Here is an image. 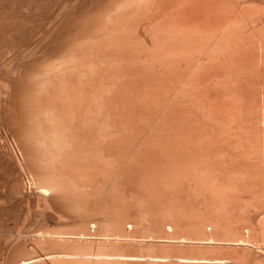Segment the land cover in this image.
Masks as SVG:
<instances>
[{"label":"bare ground","instance_id":"obj_1","mask_svg":"<svg viewBox=\"0 0 264 264\" xmlns=\"http://www.w3.org/2000/svg\"><path fill=\"white\" fill-rule=\"evenodd\" d=\"M75 2H74V4H75ZM66 4H67V2H66ZM258 5L259 6L261 5L262 8H260ZM97 6H96L97 7L96 9H92V10H94L93 12L90 11L91 13L89 15L84 14L85 16H81V18L77 17L76 19H75L76 16L74 18H73V16L72 17L70 16L71 18L69 17L66 20L67 22L65 23V25L63 24L64 25V28H62L63 31H61L62 30L61 28H60L61 30H59L60 31L59 34L61 32H63V34H64V35L60 34V36L62 35L61 37L63 38L62 39L63 41L62 42H61V40L59 41L58 37H60V36L57 35L58 36L57 37L58 42H61V43L57 44L58 42L55 39L56 37H54V36H56V34L54 33L55 35L53 34L51 39H55V42H57V43L56 44H55V42L53 43V40H52V43L55 44L53 46L54 48L52 50L49 49L50 52H48V55L46 57L41 56V57H43V58H41L43 60L40 59L41 62L40 63L37 62L39 65H37V63L33 61L34 63H36V66L30 64V66H35L32 69H29L30 66H28V68L25 67L24 71L22 70V72L18 73L20 75L19 77H18V75H16L17 74L16 72L18 71V69L15 72L13 71L14 74L12 72V74H13L12 78L14 80L15 79L17 80L15 82L11 78L12 82H14V83H12L11 80H10V83L8 80H5V82L7 81V85L10 84V85H8L9 86L8 90L12 91V93L9 92L12 96H10L7 93L9 95L8 99L11 97V99L7 100L9 102L6 105V106H8L9 111H8V109L5 108L6 107L5 104H1L2 103L1 101H3V99H4V96H3L4 90L2 92L0 91L2 93L0 95L3 96V99L0 100V105L4 106V107L0 106V108H4L7 110V112H9L8 120L11 121L8 123L11 125V128L9 129V131L11 130V132L9 134H12L11 137L13 136L15 142L17 143V145L19 147L18 149H20V151H21V156L23 157V163L26 166V168H24V169H26V172L28 169L29 170L28 174L29 173H30V175L32 174V176L34 177V180L32 179L33 183L38 189V190L35 189L36 187L34 188L36 190V192L34 191L36 193L35 199H34L36 206L41 209V212L51 210V209L54 210L55 208L59 209V207H61V206H63V208H65L64 206L65 205L67 206V204L69 203V202L67 204L63 203L62 198L65 196L67 199L68 198L71 199L70 206H72V207H70L68 205L70 207V208H68V210L69 209L73 210V207H76L75 205H77V204H80V206H81L80 209H82L83 207H85L84 209H86V206H87L90 198L92 197V199H93V197L95 196L94 194H96V196H98L97 193L102 192L101 190L103 188L105 190V187H103V186H105L104 184H106V186H109L108 191L115 192L113 194H116V192L119 190H121V192L122 191L125 192V194L127 193L128 195L134 194V193H131L130 191H129L130 193L128 191H125L124 187H123V189L121 188L118 190V188L122 185V184L121 185H118V184L120 182H123V181H124V183H126V180L131 178L130 176H132V178L134 179L133 176L138 175L136 181L139 179H141V180L143 179V181L147 184V185L144 184V188L146 185V189L143 190L144 189V188H142L143 185L139 180L140 183L139 182L138 183L140 185H137L135 187L136 188L141 187L140 190L142 189L143 191L148 192L147 191V187L149 186L148 183H151L152 185H150V188L152 186H154V189L156 188L155 190H160L159 186L163 187L162 189L164 191L166 190L167 192H168V189H165V187L166 188L170 187L169 188L170 192L173 190L171 194L170 193L167 194V196L170 195L168 197V199L166 198L165 201H164V199L161 200L162 203L164 201L165 205L169 206L170 210H173L170 212V210L168 209L169 211L165 210V212L167 211V212H170L172 214L173 213L176 214V216H174V214L173 215L171 214L172 217L169 219V221L171 223H167V224H170L168 226V228L169 227L175 228L177 226V228H175V229L172 228V230H173L172 235L169 232L170 237L175 236L176 232H177L176 234H178V232H179V234L182 235V237H183V235H186L184 237H189L188 233L187 234H185V233L188 231L189 234L191 235V233L189 231L191 229L187 230L184 228L185 232L184 233L181 232V231H183V228H181V226L178 225V223L175 222V220L178 219L179 222L180 221H182V222L186 221L187 222V219H189V218L186 219L184 217H189L191 214L193 215V217H194V215H196V212L194 214V211H195L194 200L196 199L195 197H197V200L199 199V201H196L197 204L199 206L202 205V209H199V207H197V216H195L196 220H197V224L195 225V227L193 226V228L195 229L196 234L193 233L194 232L193 228H192L193 232L191 230L192 234L193 235L195 234V238L198 239L197 246L200 247V249H197V256H196L197 261L192 260V261H189L187 263L184 261H182L181 263L180 262H165V264H229V262L231 260L227 263V257L221 256L220 253L218 254V250L214 249V248L219 249V246L222 243H224L225 246H226V243H227V245L230 243V247H231V244L233 243V244H235V246L238 245V246H242L244 248L249 247L248 249L251 248L254 251H258V249L261 248V247L258 248V246L264 245V185H263V188L261 191L262 192L261 196L259 194L260 206H258V207H261L260 210L262 211L260 213V216L259 217L256 216L255 213H254L255 214L254 215L253 212H255L257 209L255 211H253V208H251V207L250 208L252 209V214L254 216L252 218L250 217L249 211H251V210H249V209H248L249 211L247 210L249 212V214H248V212L246 213L247 216H249V219L251 218V220H253V221L258 220L257 225L255 223V226H256L255 228H258L260 230V231H258L257 235L252 234L253 232L251 233L250 229L244 228L243 229L244 231H243L241 229V227H242V224H241V226H240V229L242 230L241 233L238 235L231 236L232 235L230 232V231H232L231 227H234L235 224H233V226H231L230 230H229L228 229L229 227L226 225V224L229 225V223L225 224L223 222L230 220L229 218H231V217L232 218L235 217V218H233L234 221H232V222L236 223L235 222L237 220L236 217L239 215V213L241 214L243 212H241V210H240L241 207H239L240 209L237 207L239 209V210L238 209L237 210L240 212L238 213V215H236L237 212L235 211V208H234V212L231 211L234 214H231V215H236V216H230L228 218V215H230L229 214L230 212L228 213L226 207L225 208H222V207L226 203V201H227V203H229L228 202L229 200H227L228 195L226 197V194L229 192H230V194H232L233 189L231 192V190L229 189V187H231V185L229 186V184H232V182H231L232 179L234 181L233 177H229L230 175L227 176V175L223 174L224 173L223 169H224V171H229L230 167H233L236 164L239 165L238 162L236 163V161H235L236 159H244V158H246L248 160L253 159V163L256 160V163H259L261 165L260 168H262V167L264 168V145H261L259 148V150H262V151H259L257 153H255L256 151H254V153L251 151L252 152L251 153L250 151L244 152V150H243L244 153L243 152L241 154L238 153V154H240L238 157H237V152L235 150L238 149L237 151H239L241 147H237L234 150V147L237 144L238 145L242 144V149H243V144H247V145L253 144V143L255 144L254 141H253V143L251 142L254 138H256V137H254V135L264 133V129H262V128H261L262 130L260 129L261 126H259V128H258L260 130H257V128H255L256 130H252V129L248 128V125L251 124V121H249V119L246 120L245 117H246V115H249L248 112H249L250 108L252 109L251 106L253 105V103H252L253 101L252 102L250 101L252 103V105L249 103V106H248L247 102L249 100L248 101L245 100L246 101L245 103H247V104H245L247 106H245V105H243V102H242V100L245 98H240V97L246 95L247 93H248V95H250L249 92L251 93L252 91H256V92L258 91V93H259L258 87H260V84H257L258 82H256V86H255V84H254L255 82L253 81V78H252V80H250L249 82L251 83V81H253L254 83L252 82L253 84H248L249 82H246V84L251 85V86L254 85L253 87L249 86L251 89H254V90L251 91L250 88L248 87V89H249V92H248V89H247V91L244 90L247 87L245 82H244V85H246V87H244V88L242 87L241 82H243V80H245L247 78V76H249L248 78L251 79V76L255 77L254 75H256V77L260 78V80H261V76L264 74V0H100L99 4H97ZM82 8H84V7H82ZM58 11H60V10L58 9ZM7 12H9V11H7ZM70 15H71V13H70ZM58 16H60V15H58ZM5 22H8V20ZM63 36H65V38ZM50 42H49V44H50ZM248 45H249V47H248ZM13 48H14V46H13ZM14 51H15V49H14ZM5 52H7V50ZM4 54H6V53H4ZM15 56H17V53ZM33 62H31V63H33ZM257 64H258V67H257ZM26 65H27V63H26ZM243 65H244V67H243ZM245 65L249 66L250 71L248 70V72H247V74H249V75H247L246 73L243 74L244 76L247 75L246 78L244 79L242 73L244 72L243 70H245V69H243V68H245ZM14 67H16V66H14ZM21 68H22V66H21ZM26 68H27V70H26ZM257 68H258V70H257ZM254 69H255V71H252ZM217 72H219V73H217ZM14 75H16L17 77L14 78ZM8 76H10V75H8ZM9 79H10V77H9ZM263 79H264V77H262V81H264ZM202 81H205V83L207 82L209 84V88H211V90H212V88L217 87V91H219V95L221 97L223 95V97H224L223 99L220 98L222 101L224 100V102H221V100L218 97H217L218 99L214 100L217 95L215 96V94L213 93L215 96V98L213 97L214 98L213 101L214 102L216 101L215 102L216 105L214 106L215 112H213L214 110L212 111L213 107L209 106V112H207L208 110L206 111L207 115L204 113L205 114L204 118L209 119V121H208V119L205 121L206 122L208 121V123H210V131H207V129H206L205 131H207V133H205L203 131L204 135H203V133L202 134L200 133L201 135L198 134L200 131H198V133H197V130L199 128H198V120H197L198 116H197V107H196L197 106V96H198L197 91L200 88V86H198V85H200V83ZM257 81H259V79ZM212 82L213 83L215 82L214 85H216V87H213L214 85L212 86V84H213ZM259 82H261V81H259ZM203 83H201V86ZM263 84H264V82H263ZM3 87H4V85H3ZM10 87H11V89H10ZM256 87L258 90H255ZM261 88L263 89V87H261ZM201 89H202V87H201ZM206 89H207V87H206ZM8 90H6V91L8 92ZM6 91H5V93H6ZM207 91H208V89H207ZM215 91H216V89L213 92H215ZM258 93H256L254 96L260 95ZM217 94H218V92H217ZM253 94L251 96H253ZM248 95H246L245 97L247 98ZM1 96H0V98H1ZM251 96H249L248 98L250 100H254V99H252ZM257 97H255V98H257ZM204 98H203V100H204ZM258 98L259 99H256V100H258V101H256L258 103V105H256V106H259V109L257 107L258 110H257V112L256 111L255 112L257 114L259 111L260 115L263 117L262 120L259 121V123H260V125L263 124V127H264V92ZM205 99L207 100V98H205ZM200 100H202V99H200ZM7 101L4 100L3 103L7 102ZM215 103H213V104H215ZM201 104H200V106H202L201 107L202 110H205L207 108L206 107L207 105L205 106L206 103H203V105H201ZM241 104L245 107H248V112H247L248 114H245V112L247 110H245L244 107H242L244 110V111L242 110V112H244V113H242L240 111V109H242ZM229 105H232V106H229ZM254 109H252V110H254ZM1 110H3V109H0V112L2 113L3 111H1ZM252 110H251V113H254V112H252ZM201 113H202L201 115H203V112H201ZM250 115L247 118H250ZM257 117H258V115H257ZM256 118H255V120H256ZM8 120H7V122H8ZM7 122H6V124H7ZM249 122H250V124H249ZM252 122H253V120H252ZM257 125H259V124H257ZM251 127H253V125ZM201 132H202V130H201ZM262 135H263L262 140H264V134H262ZM255 140H257V139H255ZM124 142H130V144H131V145L129 143L126 144V146L128 144L130 145V149L127 146L129 153H128L127 149H126V151H124V149H125V146L123 144ZM198 142H201V143L203 142V143H207V144L212 145V148L209 146L211 148L209 154H210V158H212V160H211L212 163H215V165H214L215 169L213 168L214 166L212 167L214 169L212 174H214V175L211 174L212 171L209 170L207 167H206L207 170H209L210 172L206 171L205 169L203 170L201 168L206 162L204 164H202L201 163L202 160L199 157L196 158L195 156H189V157H186V158L190 159L189 161H185V160L183 161V159H184L183 156L187 152H185L184 154H180L181 153L180 151H182V150H179L178 148L182 147V146H184V148L186 146L189 148L190 147L189 145L194 144V146H195V144L197 145ZM120 143H122V146H124L123 151L127 152V153L124 154L122 151H120L121 147H122L120 145ZM201 143H200V145H201ZM262 143L264 144V141H262ZM154 144H159V146H161V145L165 146L166 145L169 148H172L171 150H169L170 151L169 153H175V155L172 154L175 159H173V157H172L173 160L171 159V162H168L165 159L167 162L164 161V163H162V162L160 163L158 161L155 162L154 159H153L154 162L151 160L150 161L148 160L149 163H148V161H147V163H145L146 161L143 162L142 160H147L145 158L146 157L145 155H147V153L149 154V151L151 150L150 146L154 145ZM234 144H236V145L234 146ZM119 146H121V147H119ZM131 146L134 147L133 151H132L133 147L131 148ZM239 146H241V145H239ZM249 146H251V145H249ZM116 147L120 148V149H118V151H120V153L122 152L124 155H121L120 153H118L120 155H117L118 151L116 150ZM148 148L150 149L149 151H148ZM182 148H180V149H182ZM155 149H157V148L155 147ZM249 149H250V147H249ZM115 150L117 151L116 153H114ZM158 151H160V150H158ZM158 151H156V152H158ZM162 151H163V149L161 150V152ZM196 151H197V149H196ZM4 152L2 154L0 153L1 154L0 157H1L2 161H6L7 163L9 161V163H8V166H9L11 159H9L8 154H6ZM189 152H190V150H189ZM240 152H241V150H240ZM233 153L236 155H233ZM163 154H165V153H163ZM191 154H192V152H191ZM198 154H197V156L201 155L200 153H198ZM230 154H232V155H230ZM153 155H155V154H153ZM203 155H201V157H204ZM119 156H120V159H119ZM142 156H144L143 158H145V159H142ZM149 156H151V155H149ZM162 156L163 155H161V157ZM233 156H235V157H233ZM140 158H141V161L143 163L139 164L138 162H141V161H139ZM147 158H148V156H147ZM149 159H150V157H149ZM197 160H201L200 163L202 164V166L200 168H198V166H197ZM16 161H18V160H16ZM245 161L246 160L244 159L243 162L246 163ZM152 162L158 164V166H154ZM200 163H199V166L201 165ZM142 164L145 165L142 167V168H144V170L139 166V165L142 166ZM146 164L147 165H149V164L153 165L154 167L149 165V168H148V166ZM161 164L163 166H161ZM18 165L19 164H17V166H16V164L14 162H12V169H11L12 174L11 175H13V177H12L13 178V184L12 185L14 187H12V185L10 183L11 181H10L9 183H10L12 188L9 186L10 189H9V192L7 194L12 193L13 196L17 195L14 197H19V196L24 197L23 196L24 195V192H23L24 186H22V181L19 178V172L21 171L22 163L20 165L21 167ZM136 165H138L139 169L143 170V171H140V170L137 171L135 169ZM6 167H7V164H6ZM160 167H163V168L165 167V168L163 169ZM236 167H237V165H236ZM257 167H259V166H257ZM204 168H205V166H204ZM233 168H235V167H233ZM240 168H242V167H240ZM227 169H229V170H227ZM258 169L259 168H257V170ZM262 170H264V169H262ZM231 171H232V169L230 170V172ZM140 172H142V173H140ZM230 172H228V174H230ZM252 172L254 173V171H252ZM209 173L211 174V176H209L210 175ZM234 173H235V171L232 174H234ZM241 173H243V171ZM260 173H262V172H260ZM239 174H240V172L238 173V175ZM248 174H246V175H248ZM257 174L261 175L258 172H257ZM236 175H237V172H236ZM243 175H245V173ZM136 176H135V178H136ZM234 176H235V174H234ZM245 176H244V178L243 177L242 178L245 179ZM261 176H262V180H263V173ZM138 177H139V179H138ZM235 177L237 178V176H235ZM105 178H109V179H107L108 181L105 180ZM229 178L231 181L229 180ZM242 178H241V174H240V178L238 180H240V179L242 180ZM247 178H248V176H247ZM256 178H258V176ZM100 179H102L103 182H104V180L106 182H109L110 185L105 183V182H104V184L103 183L100 184L101 181L98 182V180H100ZM123 179H125V180H123ZM133 179H132V181H133ZM249 179H250V177L248 178V180ZM252 179H253V177H252ZM259 179H261V178H259ZM246 180H244V181H246ZM228 181L231 183L227 184ZM152 182L156 186L153 185ZM156 182H157V184H156ZM192 182L193 183L197 182V184H196L197 186H195V184H191ZM234 182H238V181H234ZM240 182H243V180ZM262 182H259V183H262ZM30 183L32 184V182H30ZM128 183H129V180H128ZM134 183H137V182H134ZM162 183H164L165 185ZM182 183H183V185L186 184L185 188H184L185 192H186V188H188V187H189L188 189L191 188L190 189L191 192L190 193L188 192L189 193L188 195H186L187 192L186 193L184 192L185 194H183L182 188H181L183 186ZM244 183L247 184L249 182H244ZM159 184H161V185H159ZM171 184H172V186H171ZM34 185H33V187H34ZM101 187H102V189L100 190ZM135 187L133 186L131 189H133ZM238 187H239V185L235 186L232 184L231 188H234V190L237 188V190H238ZM242 187L244 188V186H242ZM179 188H181L180 193H178L179 191L178 192L176 191ZM11 189H12V191H11ZM188 189H187V191H188ZM197 189H200V191L202 190L204 192L203 194H201V195H203V199H201V200H200V198H201L200 193L202 191L198 194L199 190L197 191ZM249 189H250V187H249ZM142 190H141V192H142ZM152 190H153V188H152ZM245 190L247 192L248 189L245 188ZM151 191H149V194H151L150 193ZM253 191H254V189H253ZM88 192H90V193H88ZM132 192H133V190H132ZM162 192L163 191L160 190V194L163 197ZM237 192H239V191H236V194H237ZM74 193L79 194V195L80 194H84V195L86 194L87 197H86V195L85 196L83 195V197L86 198L85 200H88V198H89V200L87 202L85 200L83 201L81 199L83 197H82V195H80L81 196L80 199L82 200V202H81L80 199H78L79 195H76L77 197L74 198V195H75ZM181 193H182V197H184V195H186V196H188V198L190 197V199L194 198V199H192L193 203L190 201L186 202L185 199L187 200V198H184V200H182L181 199L182 197L178 196V195H181ZM69 194H70V196L72 195L71 196L72 198H70ZM92 194H93V196H92ZM107 194H110V193L108 192ZM139 194L142 195L141 193H139ZM160 194L158 197H160ZM9 195H11V194H9ZM30 195H31V193H30ZM66 195H68L69 197ZM130 195H129V197H131ZM247 195L251 196L250 193ZM11 196H9L8 198H10ZM111 196H110V198H111ZM133 196H132L131 200H133L135 198ZM138 196L139 195H137V198H138ZM150 196H152V195H150ZM229 196H231V195H229ZM234 196H235V194H234ZM240 196H242V195H240ZM143 197H146V196H143ZM148 197L149 196H147L146 198H148ZM162 197H160V198H162ZM207 197H209V199H211V198L212 199L208 200ZM106 198H108V197H106ZM122 198H120V199H122ZM236 198H237V195H236L234 200H236ZM250 198H252V197H250ZM76 199L78 200L77 204H75L77 202ZM92 199L90 201H92ZM112 199H113V197H112ZM120 199L118 198L119 201L117 200V202H118L117 204L119 205V207H118L119 209L121 207L120 206L121 204H119L121 202ZM123 199H126V198H123ZM138 199L143 201L142 204H141V201L139 202L140 205H138V206L140 207L144 203L146 205L148 203V205H149L151 203L150 200H152V197H151V199H148L150 201V203L147 202L145 198H143V199L146 202H144V200L141 199L140 197ZM249 199H247V201ZM257 199H259V198H257ZM257 199H254L253 202L249 201V204L253 203L252 205H254V206L258 205V204H254V203L258 202V201L257 202L255 201ZM136 200L135 201L133 200V202L138 203L137 201H139V200H137V201ZM95 201H98V199L96 200V198H95ZM95 201H93V202H95ZM100 201H102V200H100ZM159 201H156L157 203L155 201H153V203L157 204L156 208H157V206H159L158 205ZM161 201H160V203H161ZM237 201H239V200H237ZM124 202H125V206H129V205H126L127 201H124ZM131 202L132 201H128V203H131ZM230 202H231V200H230ZM72 203H74V204L72 205ZM153 203H152V205H153ZM212 203L220 205V208H219V206H217L213 209H211V207L209 208L208 206L210 204L212 205ZM234 203H233V205H234ZM85 204H86V206H84ZM109 204H110V202H109ZM109 204L107 206H105V209H104V210H109L108 212H110V208L106 209V207H108ZM240 204H242V202ZM92 205H94V204H92ZM115 205H116V203H115ZM230 205H232V203ZM230 205H229V207H230ZM252 205H250V206H252ZM78 206L79 205H77V208H78ZM88 206H90V204H88ZM98 206H99V204H98ZM134 206L136 207V205H134ZM92 207H94V206H92ZM112 207H113V205H112ZM142 207H144V205ZM77 208H74L75 209L74 212H76ZM145 208H146V210L148 209L147 207H144V211H143V208H141L143 213H144L143 216L145 215L146 216L145 218H148L147 215L145 214V213H147ZM149 208H150V205H149ZM154 208H155V206H154ZM165 208L167 209L168 207H165ZM114 209H115V207H114ZM150 209L148 211H150ZM57 210H55V212H58ZM95 210H97V209H95ZM121 210H122V207H121ZM175 210H177L178 214L176 213ZM232 210H233V208H232ZM260 210H258V212ZM77 211H79V210L77 209ZM90 212H92V211L90 210ZM90 212H89V214H90ZM97 212H100V210H98ZM101 212L103 213L102 210H101ZM108 212H106V213L109 215ZM112 212L114 213L116 211L112 210ZM127 212H128V210H127ZM150 212H152V211H150ZM165 212L161 211L162 215H164V214L168 215V216L164 215L163 219H166V217H170V214L167 212L165 213ZM245 212H246V209H245ZM118 213H120V212H118ZM156 213H157V210H156ZM65 214H66V211H65ZM67 214H68V212H67ZM94 214H95V211H94ZM123 214L124 213H122V215ZM148 214H149V212H148ZM153 214H155V213L153 212ZM153 214H151L150 216H152ZM131 215H133V214L131 213ZM162 215L159 214L160 217ZM88 216H90V215H88ZM99 216H98V218H99ZM119 216H121V215L119 214ZM124 216H127V215H123L122 216L123 219H124ZM129 216L130 215H128L127 218L125 217V219L127 221L129 220ZM140 216H142V214ZM140 216L135 217V219H137V220L139 219L142 222V220H144L145 218L142 216L143 219H140L141 218ZM150 216H149V219L151 218ZM180 216H181V218H184V219H180L179 218ZM242 216L244 218L245 214H243ZM242 216L241 217L238 216L239 217L238 220L240 218H242ZM255 216L257 217V219L256 218L254 219ZM101 217H103V215H101ZM104 217H105L106 221H105V219L102 220ZM104 217L100 221V223L102 224L101 225L102 227L99 225V223L96 224V225L100 226L101 229L102 228L106 229L109 225L108 223L113 224L112 223L113 216L111 219H110L111 216L110 215L108 216V219L110 221L106 218V216H104ZM132 217H134V216H132ZM132 217H131L129 222L131 224L130 226H132L134 224L133 225V227H134L135 225L139 224V220L131 222L133 220ZM138 217H140V218H138ZM175 217H178V218H175ZM193 217L191 216V218H193ZM195 217H194V219H195ZM85 218H87V217H85ZM115 218L118 219V217H115ZM119 218L121 219V217H119ZM154 218H151L152 219L151 221H153ZM94 219H97V217ZM190 219H189V221L194 220V219H191V220ZM126 220H124L125 222L123 221L124 224L121 223L122 221L118 222L119 220L114 221V222H117V224H119V223L122 224L123 226L120 224L118 226L115 223V225L118 227L115 226L116 227L115 228V227L110 226L111 228L108 227L109 229H107V230L102 229L103 232L105 231L104 233L106 234V236L108 235L107 237L106 236H104V237H106V238L110 237L109 235L111 233V229H113L112 234L115 231H118L119 233L122 232V234H121L122 235V241H123V239L124 240L128 239L127 238L128 235H130L129 239H131V236L137 237V234L139 237L141 235L140 234L141 232L143 235L144 234H146L147 236L152 235L151 230H153V228L151 230L149 229L152 222H150V225H149V224H147L148 221L146 222L145 220L144 221L146 222L147 225L143 223L146 226H142V227L145 228L149 225V227L147 229H145V233L143 232L144 231L143 229L139 230L140 233H136V232H139V231H137L138 229L136 228V230L134 231L135 234L133 235V232H132L133 228L130 227V228H132L131 229L132 234L129 231L130 234L128 233V235H127L126 233L128 231L126 233L123 232L124 231L123 228L125 229L124 226H126L125 223L128 224L126 222ZM240 220L238 221L239 223H240ZM163 221H165V220H163ZM167 221H168V218L166 219L165 222H167ZM253 221H252V223L254 226L255 221L254 222ZM141 222H140V224H141ZM161 222H162V220H161ZM228 222H230V221H228ZM85 223L89 224L88 221H86V222H84V226L82 225L81 228H83V227L85 228V226H86ZM91 223H92V221H91ZM94 223H95V221H94ZM154 223H155V221H154ZM175 223H177V225ZM231 223H230V225H232ZM250 223H249V225H250ZM238 224H236V225L238 226ZM139 225H138V227H139ZM156 226H158V224ZM179 226L181 229L179 228ZM250 226H252V225H250ZM140 227H139V229H140ZM190 227H192V226H190ZM114 228L116 230H114ZM117 228L119 230H117ZM188 228H189V226H188ZM248 228H250V227L248 226ZM148 229L150 231H148ZM157 229L159 231L161 229H163V231H165L166 228L164 225L163 228L158 227ZM176 229H179V231H177ZM237 229H238V227H237ZM47 230L46 229L44 231L42 230L43 231L42 236L39 235L42 233V232L40 233V231H39L38 235L36 234L37 236H40V237H33L32 238L30 236L31 238H28V240H30L31 243L27 241L29 244L26 241H24L25 239L22 240V241H24L23 244L26 242V244H24V245H27V244L29 245V249L22 248L21 247L22 245H20L19 249L22 248V250H19V252H17V255H18L17 257L19 259L21 258L22 261L25 260L23 264H128L124 260H121L120 258H118L126 250L125 249L126 247L124 246L126 242L123 243L119 239L122 242V244H124L123 246L125 248L123 247V250H122V248L120 247L119 243H121V242L118 241V238H119L118 232H117L118 238L117 239L115 238V240H117V242H118L117 245L119 244L118 246L120 247L119 249L122 250V253L118 249V247L115 246L116 244H113V246H115V248H116L115 250H113V247L110 244H108L109 247H107L106 241L104 242V244H105L104 245L101 242L103 239L100 240L101 243H99V244H97L99 242L98 241L96 243L97 245L95 247L91 246V245H89L90 241L86 240L85 237L83 236L84 234H81V233H79V234L77 233L74 235H77V236L81 235L80 239L84 237L83 240L81 239L82 242H80L81 240L79 241V239H75V240L76 241L78 240L77 242H80L82 245L85 243V241H88L89 243L86 242L87 247H84V246L82 247V245L79 243L81 245V247H78V246L74 247L73 246L75 249H73L71 247V245L69 246V248L71 247L70 249H72V252H70L71 250H69V252H66V251H68L67 249H69V248H67L64 252L62 250L63 248H61V252H60L59 251L60 248L56 247V246L62 245V243H64L63 245L70 244V242L68 241V238L65 239L66 237H70L69 236L70 234L69 233L65 234V238H63L64 233H62V234L56 233L57 228L54 229V230H56V232L52 230L54 233L52 231H50L51 229L48 230L49 232ZM82 230H84V229H81V232H82ZM102 230L99 231V234ZM146 230L148 231L147 233H146ZM156 230H154V231H156ZM158 230H157V233H158ZM172 230H170V231H172ZM107 231L108 232L110 231V233H108ZM252 231H253V229H252ZM44 232H45V234H44ZM160 232H159V234L164 233V232L163 233H160ZM234 232H235V230H234ZM104 233L102 234V232H101V235H105ZM148 233H150V234H148ZM235 233H237V232H235ZM97 234H98V231H97ZM99 234L98 235L95 234V235L99 236ZM112 234H111V236H112ZM153 234H155V233H153ZM159 234H158V237H159ZM61 235H63V236H61ZM178 235H176V238L175 237H172V238L167 237V238L175 239V240L177 239L176 241L178 242V240H180L182 238L179 236L180 239H178ZM196 235H197V237H196ZM22 236L24 237V235H22ZM114 236L116 237V233ZM114 236L112 239H114ZM124 236H126V239ZM147 236H145L143 238L146 239ZM166 236H168V235L166 234ZM198 236L202 237L203 239L198 238ZM91 237H92V235H91ZM135 237L133 239H135ZM150 237L152 238V236H148V238H150ZM184 237L182 239H184ZM192 237L193 236L191 235V238ZM20 238H22V237H20ZM25 238H27V237H25ZM102 238H103V236H102ZM189 238H186V239H189ZM90 240L92 242V239H90ZM137 240H138V238H137ZM200 240H201V242H200ZM83 241H84V243H83ZM110 241H111V239H110ZM114 241L110 242V243H116ZM146 241H144V242H146ZM159 241L160 240H158V242ZM162 241H165V239ZM166 241H169V240H166ZM172 241H174V240H172ZM180 241H182V240H180ZM194 241L195 240L193 239V242ZM67 242H69V243H67ZM71 242H73V241H71ZM77 242L76 243L73 242L72 244L76 245ZM140 242H142V241H140ZM185 242H188V241L186 240ZM122 244H121V246H122ZM127 244H126V246H127ZM54 245H56V246H54ZM131 245H134V244H131ZM138 245H139V242H138ZM147 245L148 244H146V247H147ZM151 245H153V244H150V246ZM195 245L196 244H194V246ZM217 245H219V246L214 247ZM27 246H24V247H27ZM47 246H49V247L52 246V248L55 247L53 249V252H51L52 251L51 248L46 249ZM85 246H86V244H85ZM103 246H105L106 249L112 248V250L110 251V249H107V251H104L105 249H103ZM128 246L130 247V243L128 244ZM178 246H180V245H178ZM15 247H18V245H16ZM63 247H66V246H63ZM174 247H177V246H174ZM199 247H197V248H199ZM57 248H58V250H57ZM92 248H94V249L96 248L95 251H93ZM160 248H162V246ZM221 248L223 249V246ZM231 248H233V247H231ZM44 249H46V251L48 250V252L44 251ZM135 249H137V248L135 247ZM135 249L132 248L133 251ZM220 249H219V251H220ZM15 250H18V249H15ZM15 250H13V251H15ZM24 250H28V256L26 254L27 251L24 252ZM118 250L120 251V253L118 252ZM127 250L129 251L130 248L128 249V247H127ZM144 250H145V248H144ZM183 250H184V248H183ZM232 250H235V248ZM260 250H259L260 252L258 251L259 253L264 252L263 249H260ZM137 251L138 250H136V253H137ZM235 251H234V253H235ZM125 252H127V251H125ZM149 252H151V250ZM237 252H236V254L238 255ZM12 253H14V252H12ZM153 253H155V251ZM224 253H226V252H224ZM240 253L241 252L239 250V255H240ZM251 253H254V252H251ZM25 254L27 256L26 258H25ZM133 254H134V252H133ZM231 254L233 255V253H231ZM256 254H258V253H256ZM129 255H128V258H129ZM135 255H137V254H134L133 256H135ZM182 255H183V253L181 254V256ZM239 255H238V257L235 256L236 258H234L235 259L234 264H264V262H262L264 260V258H262L263 259L262 261H261V259H259V257L260 258L264 257V256H262V254L261 255L259 254V256L255 257V258H251V257L256 256V255L250 254L252 256L247 258L248 254H245V256H246L245 257L243 255V250H242V254H241L242 257H239ZM263 255H264V253H263ZM8 256H10V255H8ZM137 256H139V255H137ZM145 257H146V255H145ZM149 257H150V255H149ZM156 257L154 256V258H156ZM164 257H165V255H164ZM177 257H178V255H177ZM192 257L193 256H191V258ZM122 258H124V256ZM146 258H148V257H146ZM133 259H134V257H133ZM137 259H138V257H137ZM193 259H194V257H193ZM231 259H233V258H231ZM162 261H164V260H162ZM0 264H2V263H0ZM18 264H20V262ZM136 264H137V262H136ZM138 264H140V261Z\"/></svg>","mask_w":264,"mask_h":264},{"label":"rangeland","instance_id":"obj_2","mask_svg":"<svg viewBox=\"0 0 264 264\" xmlns=\"http://www.w3.org/2000/svg\"><path fill=\"white\" fill-rule=\"evenodd\" d=\"M12 1V2H11ZM25 1V2H24ZM35 1V2H34ZM76 1V2H75ZM95 1V2H94ZM99 1L100 0H0V91L2 92L3 90H4V99H3V96H1V98H0V100L1 99H3V101L4 100H9V99H11V97L8 99V96L10 95V96H12L10 93H12V91H10V90H8L9 89V86L8 85H10V84H8L7 85V81L5 82V80H8L9 81V83H10V80H11V78H12V76H13V74H14V72L15 71H17V69H18V71L15 73L16 75H18V77L20 76L18 73H20V72H22V70L24 71V69H25V67H27L28 68V66H30V64H32V65H35L36 66V63L38 62V63H40L41 62V60H43V59H41V58H43L44 56L46 57L47 55H48V52H50V50L49 49H53L54 47V45L58 42V38H59V41L61 40V42L63 41L62 39V35H64L63 34V32H61L60 34H62L61 36H60V34H59V30H61L62 28H64V25H65V23L67 22L66 20L71 16H73V18L75 17V19L78 17V18H81V16H85L84 14H87V15H89L91 12L90 11H94V10H92V9H96L98 6H97V4H99ZM66 2H67V4H66ZM74 2H75V4H74ZM14 3V4H13ZM41 3V4H40ZM94 3V4H93ZM96 3V4H95ZM25 4V5H24ZM2 5V6H1ZM69 5V6H68ZM86 7H85V6ZM95 5V6H94ZM65 6V7H64ZM68 6V7H67ZM97 6V7H96ZM259 6V5H258ZM3 7V8H2ZM41 7V8H40ZM55 7V8H54ZM81 7V8H80ZM82 7H84V8H82ZM260 8H262L261 7V5L259 6ZM22 8V9H21ZM90 8V9H89ZM36 9V10H35ZM58 9L60 10V11H58ZM7 11H9V12H7ZM24 11V12H23ZM78 11V12H77ZM88 12V13H87ZM23 13V14H22ZM37 13V14H36ZM70 13H71V15H70ZM40 14V15H39ZM58 15H60V16H58ZM78 15V16H77ZM12 16V17H11ZM56 16V17H55ZM58 16V17H57ZM80 16V17H79ZM70 17V18H71ZM57 18V19H56ZM72 18V19H73ZM8 20V22H5V21H7ZM27 20V21H26ZM50 20V21H49ZM55 20V21H54ZM71 20V19H70ZM74 20V19H73ZM79 20V19H78ZM69 21V20H68ZM77 21V20H76ZM28 23V24H27ZM50 24V25H49ZM58 24V25H57ZM64 24V25H63ZM24 25V26H23ZM63 25V26H62ZM7 26V27H6ZM32 26V27H31ZM54 26V27H53ZM59 26V27H58ZM56 27V28H55ZM55 28V29H54ZM58 28V29H57ZM61 28V29H60ZM22 29V30H21ZM5 30V31H4ZM39 30V31H38ZM18 31V32H17ZM61 31H63V29L61 30ZM4 32V33H3ZM56 34V36H54V37H56L55 39H56V41L57 42H55V39H51L52 38V36H53V34ZM54 34V35H55ZM18 35V36H17ZM60 36V37H58V36ZM9 38H8V37ZM4 37V38H3ZM19 37V38H18ZM53 37V38H54ZM58 37V38H57ZM64 38H65V36H63ZM13 38V39H12ZM61 38V39H60ZM6 40V41H5ZM42 40V41H41ZM52 40H53V43L55 42V44H53L52 43ZM50 42V44H49V42ZM39 42V43H38ZM61 42H58L57 44H59V43H61ZM9 43V44H8ZM53 44V45H52ZM8 45V46H7ZM47 45V46H46ZM11 46V47H10ZM13 46H14V48H13ZM49 46V47H48ZM3 47V48H2ZM10 47V48H9ZM43 47V48H42ZM51 47V48H50ZM248 47H249V45H248ZM12 49V50H11ZM14 49H15V51H14ZM36 49V50H35ZM46 49V50H45ZM7 50V52H5ZM10 51V52H9ZM47 51V52H46ZM21 52V53H20ZM26 52V53H25ZM4 53H6V54H4ZM16 53H17V56H15L16 55ZM21 54V55H20ZM31 54V55H30ZM23 55V56H22ZM28 55V56H27ZM3 56V57H2ZM35 56V57H34ZM41 56H43V57H41ZM25 57V58H24ZM32 57V58H31ZM30 58V59H29ZM8 59V60H7ZM20 59V60H19ZM38 59V60H37ZM41 59V60H40ZM28 60V61H27ZM30 60V61H29ZM36 62V63H34V62ZM12 62V63H11ZM19 62V63H18ZM22 62V63H21ZM31 62H33V63H31ZM18 63V64H17ZM26 63H27V65H26ZM37 63V65H39ZM7 64V65H6ZM22 64V65H21ZM29 64V65H28ZM24 65V66H23ZM10 66V67H9ZM14 66H16V67H14ZM19 66V67H18ZM21 66H22V68H21ZM35 66H30L29 67V69H32V68H34ZM247 65H245V68H243V69H245V70H243L244 72L242 73V75L243 74H247V72H248V70L250 71V68H249V66H247ZM7 67V68H6ZM243 67H244V65H243ZM257 67H258V64H257ZM10 68V69H9ZM27 68H26V70H27ZM247 68V69H246ZM13 69V70H12ZM20 69V70H19ZM256 69V68H255ZM255 69L254 70H252V71H255ZM6 70V71H5ZM25 70V71H26ZM257 70H258V68H257ZM14 71V72H13ZM236 71V70H235ZM7 72V73H6ZM12 72H13V74H12ZM217 73H219V72H217ZM216 73V74H217ZM22 74V73H21ZM8 75H10V76H8ZM16 75H14V78L15 77H17ZM247 75H249V74H247ZM247 75H243V77H244V79L246 78V76ZM4 76V77H3ZM255 77H253V76H251V79L250 78H248L249 76H247V78L245 79V80H243V82H241L242 83V87L244 88V87H246V85H247V87H246V89H244V90H246L247 91V89H248V87L250 86V87H253V86H251V85H248V84H253L254 82V84H255V86H256V82H258L257 84H260V87H258V89H259V93H258V91L256 92V91H252V90H254V89H251L250 87V90L252 91L251 93L249 92V89H248V92H249V94L250 95H248V93L246 94V95H248L247 96V98L245 97L246 95H244V96H242V97H240V98H245V99H243L242 100V102H243V105H245V104H247L248 106H249V103L252 105V103H253V105L251 106L252 107V109H254V110H252L251 108H250V110H249V112H248V107H245V106H247V105H245V106H243L242 104V106H241V108L242 107H244L245 108V110H247L246 112H245V114H248L249 113V115H250V118H247V117H249V115H246V120H248L249 119V121H251V124H250V122H249V124L250 125H248V128L249 129H252V130H256L255 128H257V130H260L261 128L262 129H264V127H263V124H261L260 125V123H259V121L260 120H262V116L260 115V113H259V111H258V113L256 114V112H257V110L259 109V106H256V105H258V103L256 102V101H258V100H256V99H259L258 97H260V95L261 94H263V92H264V84H263V82L264 81H262V77H264V74L261 76V80H260V78H258V77H256V75H254ZM4 79H3V78ZM8 77V78H7ZM9 77H10V79H9ZM252 78H253V81H251V83L249 82L250 80H252ZM259 79V81H261V82H259V81H257L258 79ZM13 79V78H12ZM249 79V80H248ZM257 79V80H256ZM219 80V79H218ZM264 80V79H263ZM13 81H17L16 79L14 80L13 79ZM223 81V80H222ZM2 82V83H1ZM11 82H12V80H11ZM204 82V83H203ZM244 82H245V84H246V82H249L248 84H246V85H244ZM253 82V83H252ZM12 83H14V82H12ZM11 83V84H12ZM201 83H203L202 84V86H201ZM200 83V85H198V86H200V88L198 89V91H197V94H198V96H197V120H198V130H197V133H198V131H200L198 134H202L203 133V135H204V132L205 133H207V131H210V123H208V121H209V119H208V121L206 122L205 120H207V119H205L204 117V115L206 114L207 115V113H206V111L207 112H209V106H212L213 107V109H212V111L213 112H215V108H214V106L216 105V101L214 102L213 101V99L215 98V96H216V98L214 99V100H216V99H223L224 97H223V95H222V97L219 95V91H217V87H216V85H214V83L212 84V86L213 87H216V88H212V90H211V88H209V84L207 85L206 83H205V81H202ZM6 84V85H5ZM263 84V85H262ZM3 85H4V87H3ZM207 85V86H206ZM244 85V86H243ZM262 85V86H261ZM6 87V88H5ZM201 87H202V89H201ZM204 87V88H203ZM206 87H207V89H208V91H207V89H206ZM261 87H263V89L261 88ZM255 88V87H254ZM2 89V90H1ZM10 89H11V87H10ZM210 89V90H209ZM216 89V93L215 92H213L214 90ZM257 89V87H256V89L255 90H258ZM6 90H8V92L6 91ZM200 90V91H199ZM206 90V91H205ZM5 91H6V93H5ZM203 91V92H202ZM212 91V92H211ZM263 91V92H262ZM0 92V94H2ZM10 92V93H9ZM211 92V93H210ZM217 92H218V94H217ZM262 92V93H261ZM9 95H8V94ZM203 93V94H202ZM208 93V94H207ZM210 93V94H209ZM215 94V96H214V94ZM254 93V94H253ZM256 93H258V94H260V95H257V96H254ZM200 94V95H199ZM253 94V96H251ZM219 95V96H218ZM209 96V97H208ZM249 96H251L252 97V99H254V100H250L248 97ZM207 98V100L205 99V98ZM214 97V98H213ZM218 97V98H217ZM255 97H257V98H255ZM202 99V100H200V99ZM203 98H204V100H203ZM220 99V100H221ZM209 100V101H208ZM212 100V101H211ZM245 100H249L247 103H245L246 101ZM3 101H1L2 103L1 104H5V106L8 104V102L9 101H7V102H4L3 103ZM228 101V100H227ZM226 101V102H227ZM252 103H251V102ZM221 102H224V100L222 101L221 100ZM255 102V103H254ZM202 103V104H201ZM203 103H206L205 104V106L207 107L205 110H202V106H200V104L201 105H203ZM208 103V104H207ZM213 103H215V104H213ZM230 103V102H229ZM257 103V104H256ZM231 104V103H230ZM235 105V104H234ZM1 107H4L3 105H0ZM229 106H232V105H229ZM255 106V107H254ZM199 107V108H198ZM257 107H258V109H257ZM6 109H8V106H6L5 107ZM0 109H3V110H1V111H3L2 113L0 112V153L2 154L4 151V153H6V154H8V156H9V159H11V161H10V164H9V166H8V163H9V161H8V163L6 162V161H2V159H1V157H0V263H2V264H18L19 262H20V264H23L24 263V261H22L21 260V258L19 259L17 256V252H19V250H22V248H26V249H29V243L28 242H30V240H28V238H33V237H40V236H42V234H43V231L46 229H48V230H50V231H55L56 232V230H54V229H56L57 228V232L56 233H64V236L63 235H61V236H63V238H65V234H67V233H69L70 235V237H66L65 239H67L68 238V241L70 242V244H65V245H63L64 243H62V245L63 246H66V247H63L62 245H58V246H56V245H54V246H56V247H59L60 249H59V251L61 252V248H63L62 250H63V252L67 249V248H69V246L71 245V247L73 248V249H75L74 247H81V243L80 242H82V240L84 239V237H85V239L86 240H88V241H90V243L88 242V241H85V243H84V241H83V245H82V247L84 246V247H87V243L86 242H88L89 243V245H91V246H96L97 244H99V243H103L104 244V242L106 241V243H107V247H109L108 246V244H110L112 247H113V250H115L116 248H115V246H117L118 247V249L121 247L122 248V250H123V247L126 249L125 251H127V252H123V254H121V256L120 257H118V258H120L121 260H124L125 262H127L128 264H136V262H137V264L139 263V261H140V264H165V262H182V261H184V262H189V261H197V249H200V247L199 246H197V241H198V239L197 238H195V229L193 228V226L195 227V225L197 224V220H196V217L195 216H197V207H199V209H202V205H198L197 204V202L196 201H199V199L197 200V197H195L196 199L194 200V209H195V211H194V214H195V212H196V215H194V217H195V219H194V217H193V215L191 214L189 217H184V218H191V216L193 217V218H191V219H194V220H192V221H189V219H187V222L186 221H180L179 222V220L177 219V220H175V222H177L178 223V225H180L181 226V228H183V231H181V232H185L184 231V228L185 229H191L192 230V228L194 229V232H193V230H192V232L193 233H195L194 235L192 234V232H191V230H189L190 231V233H191V235L193 236L192 238L196 241H194L193 242V239L191 238V235L189 234V232L187 231L185 234H187L188 233V235H189V237L191 238H189V237H184V236H186V235H183V237H184V239H182L183 237H182V235H180L179 234V232H178V234H176L175 232V236H169L170 234L172 235V233H173V230H172V228H174V227H169L168 228V226L170 225V224H167V223H171L170 221H169V219L172 217V215L174 214H172V213H170L171 211H173V210H170V208H169V206H166L165 205V199L167 198L168 199V197L170 196H167V194H171L172 193V191L170 192L169 191V188H166L165 187V189H168V192L165 190H163L162 188L163 187H161V186H159V185H161V184H159L158 186L160 187L159 189L160 190H162L163 192H162V194H163V197H162V195L160 194V190H155L154 189V186H152L151 188H150V185H152L151 183H148V187H147V191L148 192H146V191H143V190H145L146 189V183L143 181V179L141 180V179H139V177H138V179L140 180V182L142 183V188H144V184H146L145 185V188L142 190V192H141V190H140V188H136L135 186H137V185H140L139 183V180H137L136 181V179H137V176H136V178H135V176H133L134 177V179L132 178V176H130L132 179H133V181H132V179L131 178H129V179H127L126 180V183H124V181L123 180H125V179H123L122 181L123 182H118L117 184L118 185H121L119 188H118V190L119 189H123V187H124V190L125 191H130L131 193H134V194H129L131 197H129V195L126 193L125 194V192H121V190H119V191H117L116 192V194H113V193H115V192H111V191H108V187L109 186H106V184H104V182L105 183H107V184H109V182H106L105 180H107V179H109V178H105V180H104V182L102 181V179H100V180H98V182H100V184H104L105 186H103V187H105V190H104V188L102 189V187L100 188V190L102 191V192H98L97 193V195L98 196H96V194H94L95 196L93 197V199H92V197L90 198V200L92 199V201H90L89 200V198H88V200L90 201H88V200H85L86 198H84L83 197V195L84 194H80V195H82V197L83 198H81V196L79 195V194H73L74 195V198H76L77 196L76 195H79V198L78 199H82L83 201L85 200L86 202L88 201V204H90V206H88V204H87V206H86V204L84 205V206H86V209H84L85 207H83L82 209H80V204H77L78 203V200H77V202L75 203V204H77V205H79L78 206V208H77V205H75L76 207H73V210H71V209H69L68 210V208H70V207H72V206H70V201H71V199H67L65 196L62 198L63 199V203H68L67 204V206L65 205L64 207L66 208H63V206H61V207H59V209L58 208H55L54 210L53 209H51V210H47V211H42L41 212V209L40 208H38L37 206H36V204H35V202H34V199H35V192H36V190L35 189H37V187L34 185V183H33V180H34V177L32 176V174L30 175V173L28 174V169H27V172H26V169H24V168H26V166H25V164L23 163V157L21 156V151H20V149H18L19 147H18V145H17V143L15 142V140H14V138H13V136L11 137V135L12 134H9L10 132H11V130L9 131V129L11 128V125L10 124H8L9 122H11L10 120H8V115H9V112H7V110L6 109H4V108H0ZM201 109V110H200ZM218 110V109H217ZM242 110H243V108L242 109H240V111L242 112ZM251 110H252V112H254V113H251ZM6 111V112H5ZM8 111H9V109H8ZM203 112V115H201L202 113L201 112ZM244 111V110H243ZM256 111V112H255ZM218 112V111H217ZM248 112V113H247ZM205 113V114H204ZM242 113H244V112H242ZM6 115V116H5ZM257 115H258V117H257ZM260 115V116H259ZM245 116V115H244ZM257 117V118H256ZM255 118H256V120H255ZM259 119V120H258ZM7 120H8V122H7ZM252 120H253V122H252ZM5 121V122H4ZM3 122V123H2ZM6 122H7V124H6ZM206 123V124H205ZM205 124V125H204ZM256 124V125H255ZM257 124H259V125H257ZM7 125V126H6ZM253 125V127H251ZM5 126V127H4ZM250 126V127H249ZM257 126V127H256ZM259 126H261L260 127V129H258L259 128ZM7 127V128H6ZM206 127V128H205ZM209 129H208V128ZM231 127V126H230ZM233 127V126H232ZM204 128V129H203ZM245 128V127H244ZM202 130V132H201V130ZM207 129V131H205ZM261 129V130H262ZM4 131V132H3ZM204 131V132H203ZM2 132V133H1ZM200 134V135H201ZM255 134V133H254ZM262 134H264V133H261V134H255L254 135V137H256V138H254L251 142L253 143V141L255 142V144L257 145L259 142V144L256 146L254 143L253 144H249V145H251V146H249V145H247V144H243V149H242V144H239V145H241V146H239L238 144V146L236 145V144H234V150H235V148H237V147H241L240 148V150H241V152H240V150L239 151H237L238 149H236L235 151L237 152V157L243 152V150H244V152H248V151H252L253 153H254V151H256L255 153H257V152H259V151H262V150H259V148H260V146L261 145H264L263 143H262V141H264V140H262V138H263V135ZM6 135V136H5ZM258 136V137H257ZM201 138V137H200ZM255 139H257V140H255ZM260 140V141H259ZM205 142V141H204ZM258 142V143H257ZM127 143H129L130 144V142H124L123 144H124V146H125V149H124V146H122V143H120V145L122 146H119V147H121V150L120 151H122L124 154L125 153H127V152H124V151H126V149H127V146H128V148L130 149V145L128 144L127 146H126V144ZM199 143V144H198ZM197 143V145L195 144V146H194V144H192V145H189L190 147L188 148L187 146L184 148V146H182V147H179L178 149L179 150H182V151H180L181 153L180 154H184L185 152H187V153H185L184 154V156H183V161L185 160V161H189L190 159H188V158H186V157H189V156H195L196 158L197 157H199L201 160H202V162H201V160H197V166H198V168H200L201 166H202V164H204L205 162V164L201 167L203 170L205 169L206 171H208V172H210L209 170H211L212 172H211V174L213 173V171H214V169H215V163H212V158H210V149L212 148V145L211 144H207V143H201V142H198ZM200 143H201V145H200ZM200 145V146H199ZM203 145V146H202ZM207 145V146H206ZM253 145V146H252ZM118 146V145H117ZM157 148V149H155V147ZM211 148H210V147ZM2 147V148H1ZM133 146H131V148H132ZM151 148V150L148 148V151H149V154L147 153V155H145L146 157V159L147 160H142L143 162H145V163H147V161L149 160H151V161H153L154 162V160H155V162H162V163H164V161L165 162H171V159H172V157H173V155L172 154H174L175 155V153H169L170 151L169 150H171L172 148H169L168 146H163V145H161V146H159V144H154V145H151L150 146ZM206 147V148H205ZM245 147V148H244ZM249 147H250V149H249ZM254 147V148H253ZM154 148V149H153ZM180 148H182V149H180ZM188 148V149H187ZM193 148V149H192ZM195 148V149H194ZM7 149V150H6ZM118 149H120V148H118V147H116V150L118 151ZM123 149H124V151H123ZM163 149V151L161 152V150ZM167 149V150H166ZM177 149V150H178ZM185 151H184V150ZM196 149H197V151H196ZM202 149V150H201ZM114 151V153H116L117 151ZM128 150V149H127ZM134 150V147H133V149H132V151ZM158 150H160V151H158ZM188 150V151H187ZM189 150H190V152H189ZM193 150V151H192ZM196 152H195V151ZM120 151H118L117 152V155H124L122 152L120 153ZM155 151V152H154ZM156 151H158V152H156ZM168 151V152H167ZM152 152V153H151ZM172 152V151H171ZM191 152H192V154H191ZM194 152V153H193ZM205 152V153H204ZM243 152V153H244ZM251 152V153H252ZM118 153H120V154H118ZM128 153H129V150H128ZM163 153H165V154H163ZM198 153H200L201 155H203L204 157H201V155L200 156H197V154ZM238 153H240V154H238ZM0 154V155H1ZM153 154H155V155H153ZM196 154V155H195ZM208 154V155H207ZM149 155H151V156H149ZM161 155H163L162 157H161ZM167 155V156H166ZM186 155V156H185ZM199 155V154H198ZM230 155H232V154H230ZM233 155H236V154H234L233 153ZM147 156H148V158H147ZM166 156V157H165ZM144 156H142V159H145V158H143ZM149 157H150V159H149ZM232 157V156H231ZM233 157H235V156H233ZM156 158V159H155ZM207 158V159H206ZM256 158V157H255ZM119 159H120V156H119ZM118 159V160H119ZM122 159V158H121ZM154 159V160H153ZM167 161H166V160ZM173 159H175L174 157H173ZM172 159V160H173ZM187 159V160H186ZM206 159V160H205ZM244 159L246 160L245 162L246 163H244L243 161H244ZM244 159H236L235 161H236V163L238 162L239 163V165L238 164H236L237 165V167H236V165H234L233 167H235V168H233V167H230V170L232 169V171L230 172V170L229 169H227V170H229V171H224V169H223V174H225V175H227V176H229V177H233L234 178V181H238V182H234L233 181V179H232V181L230 180V178H229V180L232 182V184L233 185H235V186H238L239 185V187H238V190H237V188L235 189L236 191H239V192H237V194H236V191L234 190V188H231L232 187V184H229V183H231V182H227V184H229V186L231 185V187H229V189L231 190V192H232V189H233V192H232V194H230V192L229 193H227L226 194V197H227V195H228V197L230 198H228L227 197V200H229L228 202L231 204L232 203V205H230L229 203H227V201H226V203L223 205V207L222 208H225L226 207V209H227V211H228V213L230 214V215H228V218L230 217V216H236V215H238V213L240 212V211H238L240 208L239 207H241V212H243V213H241L242 215L243 214H245V216H244V218H243V216L239 213V217H241L242 216V218H240L239 220H240V223L238 222L239 220H238V216L236 217V219L238 220H236L235 222L236 223H234V222H232V221H234L233 220V218H235V217H231V218H229L230 220H227L226 222H223V223H229V225H230V223L232 224V225H228V224H226L229 228V230H230V227L231 226H233V224H235L234 225V227H231V230L232 231H230L231 232V236H233V235H238V234H240L241 233V231L244 229V228H246V229H250V231H251V233L252 234H254V235H257L258 234V231H260L258 228H255L256 226H255V223H256V225H257V221H253V220H251V218L256 214V216H260V213L262 212L260 209H261V207H258V206H260V196H261V191H262V188H263V183H264V170H262V169H264L263 167L262 168H260V164L259 163H256V160L254 161V163H253V159L252 160H248V159H246V158H244ZM16 160H18V161H16ZM170 160V161H169ZM205 160V161H204ZM209 160V161H208ZM238 160V161H237ZM249 162H248V161ZM139 161H141V158H140V160ZM138 162L139 164L140 163H143V162ZM149 161H148V163H149ZM199 161V162H198ZM12 162H14L15 164H16V166H17V164H19L18 166H20L21 165V163H22V167H21V171L19 172V178L21 179V181H22V186H24L23 188H24V197H14V196H17V195H12V193H9V194H11V195H9V194H7L8 192H9V189H10V187H11V185L13 184V175H11L12 174V172H11V169H12ZM18 162V163H17ZM152 162V163H153ZM202 164H201V163ZM211 162V163H210ZM243 162V163H242ZM7 164V167H6V164ZM144 163V164H145ZM199 163L201 164L200 166H199ZM248 163V164H247ZM208 164V165H207ZM242 164V165H241ZM24 165V166H23ZM147 165V164H146ZM150 165V164H149ZM149 165H147L148 166V168H149ZM153 165L154 166H158V164H156V163H153ZM153 165H150V166H153ZM160 165V164H159ZM244 165V166H243ZM249 165V166H248ZM251 165V166H250ZM255 167H253V166ZM256 165V166H255ZM141 168L143 167V166H145V165H143L142 164V166L141 165H139ZM153 166V167H154ZM161 166H163L162 164H161ZM204 166H205V168H204ZM211 166V167H210ZM214 166V167H213ZM257 166H259V167H257ZM138 167V165H136V167H135V169L138 171V170H140L139 169V167ZM209 169V170H207V168ZM214 169H213V168ZM240 167H242V168H240ZM248 167V168H247ZM19 168V167H18ZM23 168V169H22ZM160 168H163V167H160ZM159 168V169H160ZM165 168V167H164ZM163 168V169H164ZM239 168V169H238ZM257 168H259L258 170H257ZM143 170H144V168H142ZM234 169V170H233ZM236 169V170H235ZM250 169V170H249ZM24 170V171H23ZM143 170H140V171H143ZM239 170V171H238ZM241 170V171H240ZM235 171V176H237V178L234 176V174H232L233 172ZM243 171V173H241ZM252 171H254V173L252 172ZM228 172H230V174H228ZM236 172H237V175H236ZM240 172V174H241V178L243 177L244 178V176L246 175V174H248V175H246L245 176V179H243L242 178V180H243V182H240V181H242L241 179L240 180H238L239 178H240V174L238 175V173ZM252 172V173H251ZM256 172V173H255ZM257 172L259 173V174H261L262 175V173H263V180H262V176L261 175H258L257 174ZM260 172H262V173H260ZM140 173H142V172H140ZM227 173V174H226ZM245 173V175H243ZM10 174V175H9ZM28 174V175H27ZM139 174V173H138ZM210 174V173H209ZM211 174L209 175V176H211ZM212 175H214V174H212ZM232 175V176H231ZM21 176V177H20ZM29 176V177H28ZM247 176H248V178L250 177V179L248 180V178H247ZM258 176V178H256V177ZM11 177V178H10ZM252 177H253V179H252ZM255 177V178H254ZM142 178V177H141ZM259 178H261V179H259ZM19 179V180H20ZM33 179V180H32ZM236 179V180H235ZM248 181H247V180ZM256 181H255V180ZM128 180H129V183H128ZM244 180H246V181H244ZM258 180V181H257ZM11 181V182H10ZM108 181V180H107ZM111 181V180H110ZM132 181V182H131ZM146 181V180H145ZM263 181V182H262ZM11 183V185H10V183ZM20 182V181H19ZM30 182H32V184L30 183ZM134 182H139L138 184L137 183H134ZM144 182V183H143ZM159 182V181H158ZM194 182V181H193ZM191 183V184H195V186H197L196 184H197V182L196 183ZM244 182H249V183H247V184H245ZM252 182V183H251ZM254 182V183H253ZM259 182H262V183H259ZM21 183V182H20ZM153 183V182H152ZM172 183V182H171ZM238 185H237V184ZM113 184V183H112ZM156 184H157V182H156ZM162 184H164V183H162ZM246 186H245V185ZM262 186H261V185ZM27 185V186H26ZM33 185H34V187H33ZM110 185V184H109ZM153 185H155L154 183H153ZM165 185V184H164ZM167 185V184H166ZM182 185H183V183H182ZM185 185L186 184H184L181 188H182V192H183V194H185L186 192V195H188L191 191H190V189H188V188H186V192H185ZM188 185V184H187ZM244 186V188L242 187V186ZM254 185V186H253ZM259 187H258V186ZM10 186V187H9ZM21 186V187H22ZM128 186V187H127ZM135 187V188H133V189H131L132 187ZM156 186V185H155ZM168 186V185H167ZM171 186H172V184H171ZM253 186V187H252ZM12 187H14L13 185H12ZM11 187V188H12ZM33 187V188H32ZM36 187V188H35ZM107 187V188H106ZM130 187V188H129ZM249 187H250V189H249ZM32 188V189H31ZM35 188V189H34ZM127 190H126V189ZM152 188H153V190H152ZM181 188H179L178 190H176L178 193H180V191H181ZM197 188V187H196ZM241 188V189H240ZM245 188L246 189H248L247 190V192H246V190H245ZM30 189V190H29ZM107 189V190H106ZM131 189V190H130ZM149 189V190H148ZM172 189V188H171ZM184 189V190H183ZM187 189H188V191H187ZM244 189V190H243ZM253 189H254V191H253ZM261 189V190H260ZM2 190V191H1ZM26 190V191H25ZM38 190V189H37ZM104 190V191H103ZM132 190H133V192H132ZM138 190V191H137ZM140 190V191H139ZM152 190V191H151ZM156 192H155V191ZM199 190V191H198ZM11 191H12V189H11ZM35 191V192H34ZM136 191V192H135ZM149 191H151L150 193L151 194H149ZM158 191V192H157ZM197 191H198V194L202 191H200V189H197ZM241 191V192H240ZM97 192V191H96ZM95 192V193H96ZM109 192L110 194H107V193ZM129 192V193H130ZM146 192V193H145ZM155 192V193H154ZM166 192V193H165ZM185 192V193H184ZM189 192V193H188ZM30 193H31V195H30ZM77 193V192H76ZM88 193H90V192H88ZM87 193V194H88ZM92 193V192H91ZM103 193V194H102ZM139 193H141L142 195H140ZM154 193V194H153ZM159 193L160 194V197H162V198H160V197H158L159 196V194L157 195V194ZM165 193V194H164ZM204 192L202 191L201 193H200V196H201V198H200V200L201 199H203V195H201V194H203ZM240 193V194H239ZM251 194V196H249V195H247V194ZM108 196H107V195ZM124 194V195H123ZM147 194V195H146ZM234 194H235V196H234ZM259 194H260V196H259ZM26 195V196H25ZM86 195V194H85ZM84 195V196H85ZM89 195V194H88ZM102 195V196H101ZM104 195V196H103ZM114 195V196H113ZM121 195V196H120ZM134 195V196H133ZM137 195H139L138 196V198L140 197L141 199H143V198H145L146 199V201L147 202H149L150 203V201H151V203L149 204L150 205V208H149V205H148V203H147V205L144 203L143 205H144V207H147L148 209L146 210V208H145V210L147 211V213H145L146 215H147V217L148 218H145L146 216L144 215L143 216V211H144V207H142L143 205H141L140 207L138 206V205H140L139 204V202L141 201L140 199H138L137 198ZM150 195H152V196H150ZM155 195V196H154ZM157 195V196H156ZM186 195H184V197H182V193H181V195H178L179 197L181 196L182 198V200H184V198H187V200L185 199V201L186 202H192L193 200L192 199H194V198H192V199H190V197L188 198V196H186ZM229 195H231V196H229ZM236 195H237V198H236V200H234L235 199V197H236ZM240 195H242V196H240ZM253 195V196H252ZM9 196H11L10 198H8ZM66 196H68V195H66ZM69 196H70V194H69ZM68 196V197H69ZM72 196V195H71ZM70 196V198H72ZM92 196H93V194H92ZM110 196H111V198H110ZM132 196L133 197H135L133 200L135 201L136 199L137 200H139V201H137L138 203H135V202H133V200H131L132 199ZM143 196H149L148 198H146V197H143ZM155 198H154V197ZM186 196V197H185ZM240 196V197H239ZM14 197V198H13ZM86 197H87V195H86ZM89 197V196H88ZM106 197H108V198H106ZM112 197H113V199H112ZM126 198V199H123V198ZM151 197H152V200H148V199H151ZM158 199H157V198ZM234 197V198H233ZM250 197H252V198H250ZM73 198V199H74ZM95 198H96V200L98 199V201H95ZM110 198V199H109ZM117 198V199H116ZM118 198L120 199V198H122V199H120V203L119 204H121L120 206L122 207V210H121V207H120V209L118 208L119 207V205L117 204L118 202H117V200H118ZM128 198V199H127ZM130 198V199H129ZM154 198V199H153ZM160 198V199H159ZM239 198V199H238ZM250 198V199H249ZM257 198H259V199H257ZM65 199V200H64ZM72 199V200H73ZM80 199V201L82 202V200ZM162 199H164V201H163V203H162ZM180 199V198H179ZM207 199L208 200H211V199H209V197H207ZM247 199H249L248 201H247ZM254 199H257V200H255L257 203H254V204H258V205H252V204H249V201H252L253 202V200ZM2 200V201H1ZM33 200V201H32ZM100 200H102V201H100ZM106 202H104V201ZM107 200V201H106ZM112 200V201H111ZM116 200V201H115ZM123 200V201H122ZM144 200V199H143ZM161 201V203H160V201ZM230 200H231V202H230ZM237 200H239V201H237ZM245 200V201H244ZM66 201V202H65ZM79 201V202H80ZM93 201H95V202H93ZM114 201V202H113ZM119 201V200H118ZM124 201H127L126 202V205H129V206H125V202ZM128 201H132L131 203H128ZM145 200H144V202H146ZM153 201H159L158 202V205L159 206H157V208H156V205L157 204H155V203H153ZM236 201V202H235ZM242 202V204H240L241 202ZM80 202V203H81ZM92 202V203H91ZM103 202V203H102ZM109 202H110V204H109ZM112 202V203H111ZM142 202L143 201H141V204H142ZM235 202V203H234ZM246 204H245V203ZM30 203V204H29ZM115 203H116V205H115ZM135 203V204H134ZM152 203H153V205H152ZM157 203V202H156ZM193 203V202H192ZM233 203H234V205H233ZM239 203V204H238ZM28 204V205H27ZM74 203H72V205H73ZM83 204V203H82ZM92 204H94V205H92ZM98 204H99V206H98ZM109 204V206L108 207H106V209L108 208H110V212H108L109 210H104L105 209V206H107ZM113 205V207H112V205ZM133 204V205H132ZM230 205V207H229V205ZM238 204V205H237ZM249 204V205H248ZM96 205V206H95ZM115 205V206H114ZM118 205V206H117ZM124 207H123V206ZM134 205H136V207L134 206ZM146 205V206H145ZM153 207H152V206ZM215 205V206H214ZM241 205V206H240ZM247 205V206H246ZM250 205H252V206H250ZM36 206V207H35ZM92 206H94V207H92ZM154 206H155V208H154ZM214 206V207H213ZM217 206H219V208H220V205H217V204H215V203H212V205L210 204L208 207L210 208L211 207V209H213V208H215V207H217ZM222 206V205H221ZM246 206V207H245ZM114 207H115V209H114ZM129 209H128V208ZM133 207V208H132ZM165 207H168L167 209L165 208ZM233 208V210H232V208ZM239 209H238V208ZM253 208V211H255L256 209V211L255 212H253V214H252V209L251 208ZM62 208V209H61ZM74 208H77L79 211H77V209H76V212H74ZM91 208V209H90ZM97 209V210H95V209ZM103 208V209H102ZM112 208V209H111ZM141 208H143V211H142V209L140 210ZM159 208V209H158ZM234 208H235V211L237 212V214L236 215H231V214H234L233 212H234ZM244 208V209H243ZM259 208V209H258ZM58 209V210H57ZM92 211V212H90V210ZM120 211H119V210ZM133 209V210H132ZM150 209V211H152V212H150V211H148ZM153 209V210H152ZM157 210V213H156V210ZM161 209V210H160ZM170 210V212H167V213H169L170 214V217H166V219L168 218V221L167 222H165L166 221V219H163L164 218V215H162V213H161V211H163V212H165V210ZM230 209V210H229ZM238 209V210H237ZM243 209V210H242ZM245 209H246V212H245ZM251 210V211H249V210ZM55 210H57L58 212H55ZM71 210V211H70ZM95 211V214L97 215H95L94 214V211ZM98 210H100V212H97ZM101 210L103 211V213L101 212ZM112 210L113 211H116V212H112ZM127 210H128V212H127ZM138 212H137V211ZM168 210V211H169ZM250 212V219H249V216H247V212L248 211ZM258 210H260L259 212H258ZM62 211V212H61ZM65 211H66V214H65ZM73 211V212H72ZM130 211V212H129ZM160 213H159V212ZM176 211V213H177V210H175ZM174 211V212H175ZM231 211H233V212H231ZM60 212V213H59ZM67 212H68V214H67ZM89 212H90V214H89ZM106 212H108L109 213V215L111 216L110 217V219L112 218V216H113V218H112V223L113 224H110V223H108L109 225H108V227L109 228H111V227H115L116 225H115V223L117 224V222H114L115 220H119L118 222H120V221H122L121 223H123L124 224V220H126L125 219V217L127 218L128 217V215H130L129 216V220L127 221L126 220V222L128 223V224H126L125 223V225L126 226H124L125 227V229L123 228V232L124 233H126L127 231V235H128V233L130 234V232L132 231L133 232V235L135 234V230H136V228L138 229L137 231H139V230H141V229H143L142 231L145 233V229H147L148 227H149V225H150V222H152L151 223V225H150V227H149V229L151 230L152 228H153V230H151L152 231V235H148V236H152V238L150 239V238H148V236L146 235V234H142V232L140 233V231L139 232H136V233H140L141 235L138 237V234H137V237H135V236H131V239H129V236L130 235H128L127 236V238L128 239H126V236H124L125 237V239L128 241H126V240H124L123 239V241H122V232L121 233H119L118 231H115L113 234L115 235V233H116V237L112 234V230L113 229H111V233H110V231L108 232V233H110V237H108V238H106L107 236H106V234L103 232V230H107V229H109L108 227L106 228V229H101V223H100V221H101V219L104 217V216H106V218L108 219V214L106 213ZM118 212H120V213H118ZM141 212V213H140ZM148 212H149V214H148ZM153 212L156 214H153ZM165 212V213H166ZM235 212V213H236ZM249 212H248V214H249ZM259 214H258V213ZM70 213V214H69ZM102 213V214H101ZM113 213V214H112ZM122 213H124L123 215H127V216H124V219H123V215H122ZM131 213L133 214V215H131ZM153 214L152 216H150L151 214ZM100 216H99V215ZM106 214V215H105ZM112 214V215H111ZM119 214L121 215V216H119ZM137 214V215H136ZM142 214V216L145 218L144 220L147 222V224H149L147 227H145V228H143L142 226H146L147 224H146V222L144 221V220H142V222H141V220H139V224H140V222H141V224L139 225L137 222V224L139 225V227H140V229H139V227H138V225H135L134 227H133V225L132 226H130L131 224H130V219H131V217L132 216H134V217H132L133 218V220L131 221V222H134V221H138L137 219H135V217H137V216H140V215ZM159 214H161L162 216L160 217L159 216ZM172 214V215H171ZM178 214V213H177ZM252 214V215H251ZM63 215V216H62ZM88 215H90V216H88ZM93 215V216H92ZM95 215V216H94ZM101 215H103V217H101ZM116 215V216H115ZM151 217V218H154L153 219V221H151L152 219L150 218L149 219V216ZM160 217H158V216ZM65 216V217H64ZM98 216H99V218H98ZM142 216H140V217H138V218H140V219H143V217ZM165 216H168V215H165ZM174 216H176V214H174ZM178 216V215H177ZM254 217V219L256 218L257 219V217ZM39 217V218H38ZM85 217H87V218H85ZM97 217V219H94V218H96ZM115 217H118V219L117 218H115ZM119 217H121V219L119 218ZM92 218V219H91ZM160 220H159V219ZM162 218V219H161ZM175 218H178V217H175ZM180 219H184V218H181V216L179 217ZM248 218V219H247ZM105 219V217L102 219V220H104ZM148 219V220H147ZM157 219V220H156ZM190 219V220H191ZM232 219V220H231ZM246 219V220H245ZM61 220V221H60ZM98 222H97V221ZM109 220V219H108ZM150 220V221H149ZM161 220H162V222H161ZM163 220H165V221H163ZM244 220V221H243ZM86 221H88V223L89 224H87V223H85V228L83 227V228H81V226L83 225L84 226V222H86ZM91 221H92V223H91ZM94 221H95V223H94ZM105 221H106V219H105ZM110 221V220H109ZM124 221V222H123ZM154 221H155V223H154ZM228 221H230V222H228ZM243 223H242V222ZM252 221L254 222V226H253V223H252ZM97 222V223H96ZM161 224H159V223ZM165 222V223H164ZM182 222V223H181ZM185 222V223H184ZM246 222V223H245ZM251 222V223H250ZM91 223V224H90ZM99 223V225L101 226H98V225H96V224H98ZM146 224V225H144V224ZM165 225V231H163V229H161L160 231L157 229L158 227L160 228H163L164 227V225ZM177 223H175L176 225H177ZM192 223V224H191ZM240 225H239V224ZM249 223H250V225H252V226H250L249 225ZM96 226H95V225ZM120 224V223H119ZM119 224H117L118 226H119ZM158 224V226H156ZM187 226H186V225ZM236 224H238V226L236 225ZM241 224H242V227H241V229H240V226H241ZM245 226H244V225ZM113 225V226H112ZM120 225H122V224H120ZM129 225V226H128ZM167 225V226H166ZM247 225V226H246ZM52 226V227H51ZM98 226V227H97ZM111 226V227H110ZM118 226H116V227H118ZM123 226V225H122ZM137 226V227H136ZM173 226V225H172ZM180 226H179V228H180ZM188 226H189V228H188ZM190 226H192V227H190ZM236 226V227H235ZM248 226L250 227V228H248ZM45 227V228H44ZM96 227V228H95ZM115 227V228H116ZM130 227H132V228H130ZM157 227V228H156ZM237 227H238V229H237ZM258 227V226H257ZM59 228V229H58ZM89 228V229H88ZM99 230H98V229ZM114 228V230H116ZM155 228V229H154ZM175 228H177V226L175 227ZM174 228V229H175ZM180 228V229H181ZM61 229V230H60ZM81 229H84V230H82V232H81ZM128 229V230H127ZM132 229V230H131ZM148 229V231H150ZM158 230V233H157V230ZM252 229H253V231H252ZM258 229V230H257ZM37 230V231H36ZM43 230V231H42ZM47 230V231H48ZM89 230V231H88ZM100 230H102L101 232H102V234L104 233L105 235H101V232H100V234H99V231ZM117 230H119L118 228H117ZM154 230H156V231H154ZM170 230H172V231H170ZM177 231H179V229H176ZM234 230H235V232H237V233H235L234 232ZM39 231H40V233L41 234H39ZM52 231V232H53ZM97 231H98V234H99V236H96V235H98L97 234ZM122 231V230H121ZM130 231V232H129ZM147 230H146V233L148 232ZM154 231V232H153ZM175 231V230H174ZM239 231V232H238ZM244 231V230H243ZM49 232V231H48ZM94 232V233H93ZM117 232L119 233L118 234V237H117ZM132 232H131V234H132ZM159 232L160 233H163V234H159ZM169 232H170V234H169ZM180 232V233H181ZM35 233V234H34ZM47 233V232H46ZM54 233V232H53ZM79 234V233H81V234H84L82 237L83 238H81L80 239V237H81V235H74V234ZM88 233V234H87ZM93 233V234H92ZM123 233V234H124ZM153 233H155V234H153ZM168 235V236H166V234ZM256 233V234H255ZM14 234V235H13ZM31 234V235H30ZM39 234L40 236H37V235ZM44 234H45V232H44ZM48 234V233H47ZM50 234V233H49ZM92 235V237H91V235ZM96 234V235H95ZM111 234H112V236H111ZM125 234V235H126ZM148 234H150V233H148ZM158 234H159V237H158ZM19 235V236H18ZM22 235H24V237L22 236ZM29 235V236H28ZM72 235V236H71ZM88 237H87V236ZM121 235V236H120ZM157 237H156V236ZM174 235V234H173ZM176 235H178V239H180L179 238V236L180 237H182L180 240H182V241H180V240H178V242L175 240V239H169V238H167V237H170V238H172V237H175L176 238ZM31 236V237H30ZM68 236V235H67ZM74 236V237H73ZM102 236H103V238H102ZM104 236H106V237H104ZM113 236H114V239H112L113 238ZM145 236H147V238L146 239H144L143 237H145ZM162 238H161V237ZM20 237H22V238H20ZM25 237H27V238H25ZM76 237V238H75ZM91 237V238H90ZM98 237V238H97ZM101 237V238H100ZM135 237V239H133ZM196 237H197V235H196ZM16 238V239H15ZM88 238V239H87ZM115 238L117 239L118 238V241L119 242H126L125 243V245L124 244H122V242L121 243H119L120 244V247L117 245V240H115ZM137 238H138V240H137ZM143 238V239H142ZM157 238V239H156ZM160 238V239H159ZM186 238H189V239H186ZM198 238H202V237H200V236H198ZM231 238V237H230ZM25 239V240H24ZM27 239V240H26ZM71 241H73V242H77L75 239H79V241L80 242H77V244L76 245H74V244H72L73 242H71ZM90 239H92V242H91V240ZM103 239V240H102ZM105 239V240H104ZM110 239H111V241H110ZM121 241H120V240ZM157 241H156V240ZM165 239V241H162V240H164ZM203 239V238H202ZM22 240H24V241H28L27 243V245H24V244H26V242L23 244V242L24 241H22ZM75 240V241H74ZM100 240H102L101 242H100ZM115 240V241H114ZM132 240V241H131ZM147 240V241H146ZM158 240H160L159 242H158ZM166 240H169V241H166ZM172 240H174V241H172ZM188 241V242H185V241ZM191 240V241H190ZM99 241V242H98ZM116 242V243H110V242ZM140 241H142V242H140ZM144 241H146V242H144ZM22 242V243H21ZM69 242H67V243H69ZM98 242V243H97ZM138 242H139V245H138ZM163 242V243H162ZM200 242H201V240H200ZM21 243V244H20ZM31 243V242H30ZM81 245H80V244ZM92 243V244H91ZM94 243V244H93ZM97 243V244H96ZM130 243V247L128 246V244ZM137 243V244H136ZM145 245H144V244ZM13 244V245H12ZM59 244V243H58ZM85 244H86V246H85ZM113 244H116L115 246H113ZM121 244H122V246H121ZM126 244H127V246H126ZM131 244H134V245H131ZM146 244H148L147 245V247H146ZM150 244H153V245H151L150 246ZM168 246H167V245ZM194 244H196L195 246H194ZM224 243H222L220 246L222 247L223 246V249L219 246V245H217V246H214V247H218L219 246V249H220V251H219V249L218 248H214V249H217L218 250V254L220 253L221 254V256H226L227 257V263L229 262V264H234L235 263V259L234 258H236V257H238V255H239V250H240V255H239V257H242V250H243V255L245 256V254H248L247 255V258L248 257H251L252 255H256V256H252L251 258H255V257H257V256H259V254L261 255L262 254V256H264L263 255V253L264 252H261V253H259L261 250L260 249H263L264 250V245H261V246H258V248L259 247H261V248H259L258 249V251H254V250H252L251 248L250 249H248L247 247V249L246 248H244V247H242V246H238V245H236L235 246V244H231V247H233V248H231L230 247V243L227 245V243H226V246H225V244L223 245ZM16 245H18V247H15ZM20 245H22L21 247V249H19L20 247ZM27 246V247H24V246ZM105 245V244H104ZM124 245V246H123ZM137 245V246H136ZM142 245V246H141ZM157 247H156V246ZM171 247H170V246ZM178 245H180V246H178ZM191 245V246H190ZM53 246V247H54ZM74 246V247H73ZM110 246V247H111ZM162 246V248H160ZM174 246H177V247H174ZM182 246V247H181ZM184 246V247H183ZM190 246V247H189ZM199 247V248H197V247ZM229 246V247H228ZM235 246V247H234ZM238 246V247H237ZM14 247V248H13ZM70 247V248H71ZM127 247H128V249L130 248V252L127 250ZM135 247L137 248V249H135ZM165 247V248H164ZM173 247V248H172ZM179 247V248H178ZM52 249V251L51 252H53V249L55 248H52V246H47V248L46 249ZM67 249L68 251H66V252H69V250H71L70 252H72V249ZM132 248L133 249H135L134 251L132 250ZM144 248H145V250H144ZM152 248V249H151ZM158 250H157V249ZM171 248V249H170ZM176 248V249H175ZM181 248V249H180ZM183 248H184V250H183ZM195 248V249H194ZM230 248V249H229ZM235 248V250H232V249H234ZM240 248V249H239ZM15 249H18V250H15ZM46 249H44V251H46ZM93 249V251H95V249L94 248H92ZM103 249H105L104 251H107V249H110V251L112 250V248H105V246H103ZM102 249V250H103ZM149 249V250H148ZM155 249V250H154ZM173 249V250H172ZM190 249V250H189ZM213 249V250H214ZM226 249V250H225ZM12 250V251H11ZM13 250H15V251H13ZM57 250H58V248H57ZM56 250V251H57ZM101 250V251H102ZM120 251H121V253H122V250L121 249H119ZM118 250V252L120 253V251ZM136 250H138L137 251V253H136ZM143 250V251H142ZM151 250V252H149ZM165 250V251H164ZM167 250V251H166ZM176 250V251H175ZM216 250V251H217ZM223 250V251H222ZM225 250V251H224ZM262 250V251H263ZM27 251V252H26ZM55 251V252H56ZM109 251V250H108ZM155 251V253H153ZM170 251V252H169ZM183 251V252H182ZM232 251V252H231ZM234 251H235V253H234ZM238 251V252H237ZM248 253H247V252ZM12 252H14V253H12ZM16 252V253H15ZM24 252H26V254H27V256H28V250H24ZM46 252H48V250L46 251ZM58 252V251H57ZM132 252V253H131ZM133 252H134V254H137V255H139V256H137V255H135V256H133L134 254H133ZM146 252V253H145ZM165 252V253H164ZM169 252V253H168ZM224 252H226V253H224ZM236 252L238 253V255L236 254ZM251 252H254V253H251ZM258 253V254H256V253ZM107 253V252H106ZM109 253V252H108ZM128 253V254H127ZM131 253V254H130ZM144 253V254H143ZM167 253V254H166ZM183 253V255L181 256V254ZM231 253H233V255L231 254ZM26 254H25V258L27 257L26 256ZM127 254V255H126ZM130 254V255H129ZM185 254V255H184ZM193 254V255H192ZM217 254V253H216ZM223 254V255H222ZM231 254V255H230ZM237 256H236V255ZM250 254H252V255H250ZM8 255H10V256H8ZM13 255V256H12ZM15 255V256H14ZM128 255H129V258H128ZM145 255H146V257H148V258H146L145 257ZM149 255H150V257H149ZM163 255V256H162ZM164 255H165V257H164ZM167 255V256H166ZM177 255H178V257H177ZM124 256V258H122ZM142 256V257H141ZM144 256V257H143ZM152 256V257H151ZM154 256L156 257V258H154ZM180 256V257H179ZM191 256H193L194 257V259H193V257L191 258ZM229 256V257H228ZM234 256V257H233ZM236 256V257H235ZM11 257V258H10ZM39 257V256H38ZM133 257H134V259H133ZM137 257H138V259H137ZM167 257V258H166ZM186 257V258H185ZM233 258V259H231V258ZM246 257V256H245ZM140 258V259H139ZM144 258V259H143ZM170 258V259H169ZM173 258V259H172ZM262 258H264V257H259V259H261V261L263 260ZM130 259V260H129ZM167 259V260H166ZM229 259V260H228ZM16 260V261H15ZM19 260V261H18ZM133 260V261H132ZM162 260H164V261H162ZM9 261V262H8ZM12 261V262H11ZM129 261V262H128ZM155 263H154V262ZM226 261V260H225ZM7 262V263H6ZM18 262V263H17ZM22 262V263H21ZM132 262V263H131ZM142 262V263H141ZM151 262V263H150ZM153 262V263H152ZM159 262V263H158ZM162 262V263H161ZM262 262H264V260L262 261Z\"/></svg>","mask_w":264,"mask_h":264}]
</instances>
